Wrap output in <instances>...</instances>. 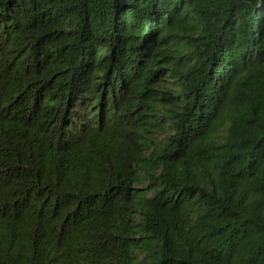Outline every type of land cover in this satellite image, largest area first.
Masks as SVG:
<instances>
[{"label":"trees","instance_id":"obj_1","mask_svg":"<svg viewBox=\"0 0 264 264\" xmlns=\"http://www.w3.org/2000/svg\"><path fill=\"white\" fill-rule=\"evenodd\" d=\"M0 264H264V0H0Z\"/></svg>","mask_w":264,"mask_h":264}]
</instances>
